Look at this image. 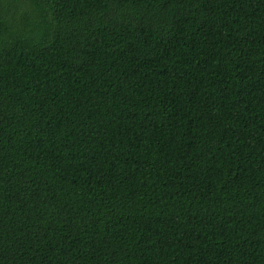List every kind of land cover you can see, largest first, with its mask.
Segmentation results:
<instances>
[{"label":"trees","instance_id":"trees-1","mask_svg":"<svg viewBox=\"0 0 264 264\" xmlns=\"http://www.w3.org/2000/svg\"><path fill=\"white\" fill-rule=\"evenodd\" d=\"M0 264H264V0H0Z\"/></svg>","mask_w":264,"mask_h":264}]
</instances>
